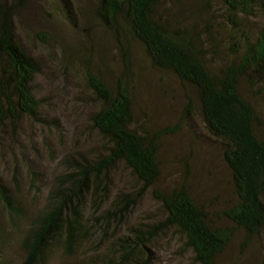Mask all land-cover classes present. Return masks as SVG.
I'll return each mask as SVG.
<instances>
[{"label": "trees", "instance_id": "1", "mask_svg": "<svg viewBox=\"0 0 264 264\" xmlns=\"http://www.w3.org/2000/svg\"><path fill=\"white\" fill-rule=\"evenodd\" d=\"M52 1L76 27L70 0ZM218 1L228 36L224 45L209 39L210 29L178 25L162 9L161 0H98L95 19L125 56L116 80L94 67L86 76L100 103L91 116L92 127L107 148L95 158L73 157L68 163L72 172L57 179L37 214L0 182V202L8 220L23 232L20 264H46L58 247L74 255L93 233L85 219L89 197L109 227L124 220L137 196L149 190L166 213L164 221L117 236L109 253L68 264H151L148 244L163 228L172 227L184 237L198 264H223L239 235L245 245L264 236V0ZM14 10V4L0 0L1 127L37 119L40 110L33 88L39 63L17 41L19 10ZM130 41L142 47L154 70L172 74L190 91L188 107H195L208 133L222 145L234 200L221 212L202 205L186 184L168 191L156 189L162 176L161 140L167 132L147 130L139 123L126 52ZM218 50L225 60L215 61ZM119 164L131 172L142 191L120 196L112 208L103 210L101 194L108 187L109 173ZM36 183L37 174L32 173L31 187L37 189ZM6 232L0 222V264H8L3 255L9 245Z\"/></svg>", "mask_w": 264, "mask_h": 264}, {"label": "rangeland", "instance_id": "2", "mask_svg": "<svg viewBox=\"0 0 264 264\" xmlns=\"http://www.w3.org/2000/svg\"><path fill=\"white\" fill-rule=\"evenodd\" d=\"M8 2L15 5L14 13L19 10L15 20L17 41L39 63L40 73L33 88L40 110L37 119L0 126V182L25 203L30 213L37 214L46 206L57 179L72 172L68 163L73 157L95 158L106 150V140L92 127L91 116L100 103L89 89L86 76L94 67L110 81L116 80L125 56L119 54L111 34L95 19L98 0H70L76 27L63 17L52 0ZM161 3L178 25L210 29L211 41L227 43L225 20L221 16L224 10L218 0ZM126 48L139 123L147 130L167 132L161 140L162 176L156 189L168 191L186 184L202 205L221 212L234 200L222 145L208 133L195 107H188L190 91L172 74L154 70L137 43L130 41ZM222 52L218 50L215 61L225 60ZM32 173L37 174V189L31 187ZM107 185L100 200L103 210L112 208L120 196H137L142 191L141 184L122 164L109 173ZM137 200L124 220L108 227L89 197L85 219L92 228L91 237L74 255L62 247L56 248L46 264L93 259L96 254L109 253L117 236L165 220L166 213L151 190L142 192ZM0 222L6 226L9 244L4 258L8 264H20L24 255L20 247L23 232L10 224L1 202ZM242 236L227 251L223 264H264V236L247 245ZM148 250L151 264H198L185 246L184 237L172 227L159 231Z\"/></svg>", "mask_w": 264, "mask_h": 264}]
</instances>
